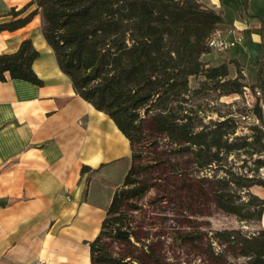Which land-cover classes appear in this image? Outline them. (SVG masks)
<instances>
[{"label": "trees", "instance_id": "16d2710c", "mask_svg": "<svg viewBox=\"0 0 264 264\" xmlns=\"http://www.w3.org/2000/svg\"><path fill=\"white\" fill-rule=\"evenodd\" d=\"M6 15L10 18L0 21V31L17 30L41 16L42 34L76 93L108 114L130 141V165L89 241L90 264H180L163 239L148 232L135 215L155 186L150 171L156 164H137L136 159L162 137L173 145L170 151L189 154L197 169L214 170L184 177L189 196L211 197L244 221L263 218L264 197L251 187H264L259 173L264 167V66L261 61L256 81L249 83L236 59L216 63L205 58L212 51V37L229 23L221 10L201 0H28ZM263 28L264 22L261 33ZM39 56L33 39H22L14 51L0 53V80L42 85L33 68ZM230 63L236 65L235 75ZM248 86L260 89L250 111H241L262 122L250 124L251 133L236 134L241 119L232 112L206 121L195 103L196 96L209 91L229 95ZM237 153L245 155L244 161L253 159L254 167L239 171L228 166L230 154ZM95 170L83 165L81 173ZM213 238L237 249L247 264H264V227L251 233L225 228ZM199 239L207 240L209 257L222 256L212 237Z\"/></svg>", "mask_w": 264, "mask_h": 264}, {"label": "crops", "instance_id": "0c3cea01", "mask_svg": "<svg viewBox=\"0 0 264 264\" xmlns=\"http://www.w3.org/2000/svg\"><path fill=\"white\" fill-rule=\"evenodd\" d=\"M2 3L0 21L10 18ZM30 23L0 31V53L33 39L44 80H0V264H90L89 241L117 184L107 199L95 186L108 190L120 161L125 174L132 149L113 119L76 93ZM83 165L97 170L82 174Z\"/></svg>", "mask_w": 264, "mask_h": 264}, {"label": "rangeland", "instance_id": "374dc122", "mask_svg": "<svg viewBox=\"0 0 264 264\" xmlns=\"http://www.w3.org/2000/svg\"><path fill=\"white\" fill-rule=\"evenodd\" d=\"M9 1L21 7L28 0ZM203 1L222 11L229 23L219 31L232 42L230 48L225 50L212 47V51L205 58L214 59L216 63L236 59L243 68L244 80L249 83L256 81L257 67L261 61L264 66V28L262 33L259 29L264 22V0ZM0 3H2L1 0ZM14 5L8 6L7 1L1 4L2 7L7 6V10ZM41 28L42 18L37 15L28 26V31L36 39L42 35ZM238 34L243 36L241 41L236 38ZM230 67L231 74L235 75V63H230ZM259 90L258 87L252 90L248 86L241 93L229 95H219L216 91H209L196 96L195 103L200 105L201 113L205 115L206 121L210 118L219 119L222 117L221 114L232 112L241 119L236 134L251 133L249 125L262 122L251 112L244 117L242 115L244 112L241 111L245 108L250 111L256 97L260 95ZM170 149H173V145L162 137L159 144H152L141 157L136 159L137 164L141 161L156 162L150 171V178L155 186L142 199L143 210L135 213L137 219L146 226L148 232L163 239L165 246L176 255L180 264H247V259L241 256L237 249L222 245L218 240H214L213 236L216 231L225 228H239L248 233L256 232L264 227V215L262 219L244 221L237 215L219 208L211 197L202 194L196 197L189 196L184 177L187 175L201 177L213 173L214 170L197 169L189 154L175 153ZM244 156L242 153L230 154L227 165L239 171L254 167L253 159L244 161ZM169 159L178 163V166L172 167L166 162ZM115 169L112 177L110 176L112 180L108 183V190L103 192L100 184L95 186L96 191L99 190L105 199L109 198L111 191L124 177L125 167L122 166V161L116 165ZM259 173L264 176V167L260 168ZM198 185L200 187L202 181H199ZM251 190L264 197L263 186L254 185ZM201 236L212 237L214 242L211 243L214 249L223 251L222 256L209 257L207 252L210 251V247L207 240L205 243L201 242L199 239Z\"/></svg>", "mask_w": 264, "mask_h": 264}, {"label": "built area", "instance_id": "2783aa9c", "mask_svg": "<svg viewBox=\"0 0 264 264\" xmlns=\"http://www.w3.org/2000/svg\"><path fill=\"white\" fill-rule=\"evenodd\" d=\"M236 38L237 40L241 41L243 39V36L238 34ZM231 44L232 42L230 40H227L225 38V35H223L219 30L215 33V35L212 37L210 41V45L212 47H216L221 50L230 48ZM258 93H260V91H258Z\"/></svg>", "mask_w": 264, "mask_h": 264}]
</instances>
